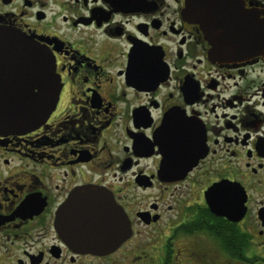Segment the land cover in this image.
Returning <instances> with one entry per match:
<instances>
[{
  "label": "flooded vegetation",
  "instance_id": "flooded-vegetation-1",
  "mask_svg": "<svg viewBox=\"0 0 264 264\" xmlns=\"http://www.w3.org/2000/svg\"><path fill=\"white\" fill-rule=\"evenodd\" d=\"M217 2L264 24V0ZM194 6L0 0L61 84L39 126L0 134V264H264V54L212 61ZM72 200L95 203L86 248L59 223Z\"/></svg>",
  "mask_w": 264,
  "mask_h": 264
},
{
  "label": "water",
  "instance_id": "water-1",
  "mask_svg": "<svg viewBox=\"0 0 264 264\" xmlns=\"http://www.w3.org/2000/svg\"><path fill=\"white\" fill-rule=\"evenodd\" d=\"M190 11L201 21L214 62L244 61L264 54V24L249 18L234 22L230 7L217 0H193ZM235 5L233 9H238ZM241 9V8H240ZM224 10V11H223ZM61 84L53 55L30 36L0 27V134L33 130L47 119L57 103ZM78 196V195H77ZM104 225L122 227L114 202L102 201ZM94 202L71 201L59 217L61 228L80 248H86L84 228ZM79 214H83L84 217ZM67 215H73L70 218ZM119 233V241L122 239Z\"/></svg>",
  "mask_w": 264,
  "mask_h": 264
}]
</instances>
